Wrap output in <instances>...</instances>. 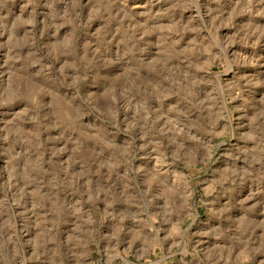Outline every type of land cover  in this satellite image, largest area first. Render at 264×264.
I'll use <instances>...</instances> for the list:
<instances>
[{
  "label": "rangeland",
  "instance_id": "374dc122",
  "mask_svg": "<svg viewBox=\"0 0 264 264\" xmlns=\"http://www.w3.org/2000/svg\"><path fill=\"white\" fill-rule=\"evenodd\" d=\"M0 264H264V0H0Z\"/></svg>",
  "mask_w": 264,
  "mask_h": 264
}]
</instances>
